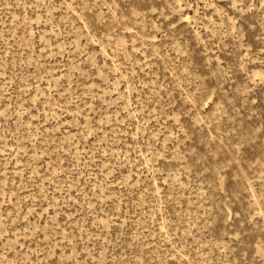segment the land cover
Instances as JSON below:
<instances>
[{"label":"rangeland","instance_id":"374dc122","mask_svg":"<svg viewBox=\"0 0 264 264\" xmlns=\"http://www.w3.org/2000/svg\"><path fill=\"white\" fill-rule=\"evenodd\" d=\"M0 264H264V0H0Z\"/></svg>","mask_w":264,"mask_h":264}]
</instances>
